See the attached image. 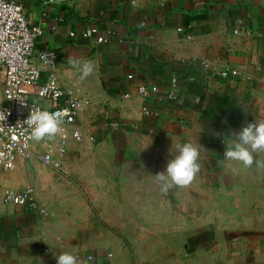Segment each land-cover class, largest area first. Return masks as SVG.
<instances>
[{
    "label": "crops",
    "instance_id": "crops-1",
    "mask_svg": "<svg viewBox=\"0 0 264 264\" xmlns=\"http://www.w3.org/2000/svg\"><path fill=\"white\" fill-rule=\"evenodd\" d=\"M15 1L42 31L35 48L56 53L60 86L89 106L67 176L37 157L0 173L1 190H30L47 211L0 196V264H57L65 252L82 264H264V170L223 157L233 133L264 120V0ZM84 62L94 71L81 81ZM186 142L202 147L201 171L165 194L151 175Z\"/></svg>",
    "mask_w": 264,
    "mask_h": 264
},
{
    "label": "built area",
    "instance_id": "built-area-1",
    "mask_svg": "<svg viewBox=\"0 0 264 264\" xmlns=\"http://www.w3.org/2000/svg\"><path fill=\"white\" fill-rule=\"evenodd\" d=\"M128 1L133 3V0ZM48 2L53 3L55 0ZM89 32L91 35L86 37L85 34ZM107 34L106 37H99L97 44L107 43L111 33ZM41 35L42 31L27 21L19 3L15 0H0V110L9 113L4 123H0V173L12 171L17 160L37 157L44 167L67 176L64 165L67 144L69 141L82 143L85 140L83 127L77 123V118L89 106V101L66 94L60 86L56 77V53L35 48ZM91 36V30H85L82 34L84 38ZM42 53L49 54V59L54 55V62L45 63L41 58ZM201 64L210 70L211 65L206 62ZM230 73L237 74L236 71ZM42 74L46 75L45 82L36 87L34 96L43 104L31 99L32 89ZM227 74L226 70L221 73L223 76ZM137 93L146 98L152 92L141 87ZM65 95L68 97L60 103L59 100ZM21 102H25L27 107ZM34 106L50 112H63V131L54 140L36 143L29 138L31 129L18 124L27 119ZM34 142L38 145L39 154L35 151L37 147H34ZM0 196L5 205L47 215V211L38 204L30 190L0 189ZM44 252H48L47 247H44ZM87 260L95 264L91 255L87 256Z\"/></svg>",
    "mask_w": 264,
    "mask_h": 264
},
{
    "label": "clouds",
    "instance_id": "clouds-1",
    "mask_svg": "<svg viewBox=\"0 0 264 264\" xmlns=\"http://www.w3.org/2000/svg\"><path fill=\"white\" fill-rule=\"evenodd\" d=\"M86 37L91 35V32L85 34ZM41 58L45 63H53L54 55L49 59V54L42 53ZM69 63L73 67H77L79 61L70 59ZM94 71V65L91 62H84L80 67V80L83 81ZM22 105L27 107L25 102ZM7 111L0 110V123H4ZM64 123V114L61 111L50 112L41 110L39 107H32L27 119L22 124L18 123L21 127L31 129L29 138L36 141H51L56 136L62 133V125ZM233 146L228 147L226 144V151L224 158L228 161L241 164L245 169L252 170L255 166V171L260 172L264 170V160L255 159V153H264V120L254 121L242 127L239 133H233ZM232 139V138H231ZM176 148L178 154L168 161L166 171L158 172L153 176L155 182L159 185L160 190L167 194L174 188L189 187L197 178L201 171L200 149L202 148L199 143L186 142L177 144ZM57 264H82L78 257L70 253H61L56 257Z\"/></svg>",
    "mask_w": 264,
    "mask_h": 264
},
{
    "label": "rangeland",
    "instance_id": "rangeland-1",
    "mask_svg": "<svg viewBox=\"0 0 264 264\" xmlns=\"http://www.w3.org/2000/svg\"><path fill=\"white\" fill-rule=\"evenodd\" d=\"M36 152H39V149H38V147L36 148V150H35ZM32 158H34V160H36L37 161V159L35 158V157H31V158H29V159H32ZM39 161V160H38Z\"/></svg>",
    "mask_w": 264,
    "mask_h": 264
}]
</instances>
